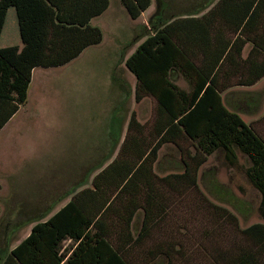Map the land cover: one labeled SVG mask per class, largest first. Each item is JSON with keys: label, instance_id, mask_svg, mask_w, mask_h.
<instances>
[{"label": "trees", "instance_id": "1", "mask_svg": "<svg viewBox=\"0 0 264 264\" xmlns=\"http://www.w3.org/2000/svg\"><path fill=\"white\" fill-rule=\"evenodd\" d=\"M121 3L138 19L152 0ZM109 5L110 0H0V40L13 8L23 43L0 48V131L26 105L34 69L63 67L102 43L101 29L91 22ZM208 7L202 17L159 9L152 16L133 45L145 41L125 64L137 78L136 102L156 100L154 123L143 125L134 113L122 140L119 120L111 126L109 153L65 194L73 195L65 207L45 222L56 202L13 219L9 229L0 227V264H152L160 256L173 264L182 246L160 241L144 248L164 221L168 195L197 188L200 168L218 152L230 166L243 167L261 195L264 221V138L241 117L235 100L224 96L264 78V0H212ZM177 76L187 88L174 82ZM167 144L179 150L183 171L160 176L155 165ZM217 209L237 224L232 213ZM33 223L30 236L12 248L18 232ZM241 234L242 244L218 254V261L264 264V222ZM67 239L77 244L70 254L63 250Z\"/></svg>", "mask_w": 264, "mask_h": 264}, {"label": "rangeland", "instance_id": "2", "mask_svg": "<svg viewBox=\"0 0 264 264\" xmlns=\"http://www.w3.org/2000/svg\"><path fill=\"white\" fill-rule=\"evenodd\" d=\"M111 1L117 4V0ZM177 1L175 4L181 6L188 0ZM153 2L161 5L156 0ZM163 2L170 5V0ZM107 15L97 21L103 33L100 45L64 67L47 71L53 85L49 89L54 95L50 97L52 101L46 102V107L39 105L41 102L35 100V95L41 92V87L36 83L29 107L0 135L2 229H9L17 217L27 218L47 207L81 181L88 169L109 153L111 143L107 131L116 126L119 114L141 112L135 103V78L125 61L130 49L139 43L133 45L141 32L139 28L149 29L154 13L145 25L133 23L128 13H121L114 21L107 19ZM21 43L16 11L11 8L0 45L9 47ZM180 86L187 88L185 81ZM229 91L224 96L230 102L238 96L262 101L259 113L241 116L264 138V79L253 88L233 87ZM127 121L122 120V129L128 126ZM112 135L111 132V138ZM119 149L120 146L115 156ZM180 162L177 147L167 144L160 150L155 168L160 176L180 173L183 171ZM240 164L247 166L242 156ZM168 196L164 221L155 228L144 250L156 242H174L177 248L182 246V253L175 254L173 264H222L218 254L236 251L242 244L241 230L264 222L259 213V191L251 185L243 167L230 166L221 152L210 156L200 168L197 188ZM217 208L232 213L237 224ZM27 230L19 232L13 245L26 237ZM167 263L165 256L152 262Z\"/></svg>", "mask_w": 264, "mask_h": 264}, {"label": "crops", "instance_id": "3", "mask_svg": "<svg viewBox=\"0 0 264 264\" xmlns=\"http://www.w3.org/2000/svg\"><path fill=\"white\" fill-rule=\"evenodd\" d=\"M157 3L159 4V2H161V5L158 6L156 5L153 0H152V4L151 6L149 7V9H147L144 13H142V15L138 18V19H132V22L133 23H137V22H140L141 25L142 24H147L148 22V18L149 16H151V13L155 14L157 13L158 9L160 11H163L165 12L166 14H170L171 16H177V17H182V18H187L189 16H193V17H202L204 16L205 14H207L210 9L212 7H208L209 6V3L212 1V0H199L198 3H194V0L191 1V0H188L186 1L185 3H183L181 6L177 5L178 1L177 0H170V5H167V3H164L163 0H156ZM175 2H177L175 4ZM116 5H113L112 4V1L110 0V5H109V8L106 10V12L104 14H102L101 16L95 18L92 20L91 24L93 26H96V27H99L97 25V21L99 19H102L106 14L107 15V19H110L111 21H114L117 17L119 19V16L120 14L124 13L125 15L127 14V11L126 9L124 8V6L122 5L121 3V0H117L116 1ZM164 3V4H163ZM153 7H154V12H153ZM8 16V15H7ZM130 17V16H129ZM141 30L140 34L138 35V37L141 36L144 28H139ZM4 30H5V27H4ZM4 30H3V33H2V36L4 34ZM136 34V32H134ZM2 39V37H1ZM145 41V38L144 39H141V41H139V43L136 45V46H133L127 57H126V60L131 57V55H133V53L136 51V49L139 47V45L141 43H143ZM1 42V40H0ZM22 42V41H21ZM103 42V41H102ZM20 47H23V43H21V45H18ZM98 46V45H97ZM96 46H92V47H89L87 48L78 58H76L75 60L79 59L81 56H83L89 49L91 48H94ZM0 48H5V47H1L0 45ZM251 48V43H247L246 45V48H245V51H244V56H246L249 52ZM74 61V60H73ZM72 61V62H73ZM71 63V62H70ZM68 65V64H67ZM66 66V65H65ZM64 67V66H63ZM49 69H55V68H36L34 69L33 71V74H32V81H31V84H30V89H29V92H28V101L26 103V105H24L23 107L20 108V110L18 111V113L16 115H14L10 121L5 125V127L0 131V135L3 133V131L8 127V126H11L12 123L19 117L20 113L26 109L27 107H29L30 103H31V98L33 96V88H34V85L37 83L38 85V88L40 89L41 87V92L40 93H37L35 95V100H38L40 101L41 103L39 105L42 106V104L46 107V102H51L52 101V98L50 97H53L54 95L52 93L49 92V89L51 88V86H53L51 84V81L49 80L48 78V73L47 71H49ZM132 74V73H131ZM133 77L135 78V88H134V95H135V92H136V85H137V78L136 76L133 74ZM264 79V78H263ZM181 81H184L182 79V77L180 76H177L176 79H175V83L178 84L180 86V82ZM261 81V80H260ZM259 81V82H260ZM258 82V83H259ZM257 83V84H258ZM257 84L253 85V86H250V87H240L242 89H250V88H253L255 87ZM47 88H48V91H47ZM38 89V90H39ZM245 92V91H244ZM131 93V91H130ZM242 93V90L239 92V96L241 95ZM237 97L235 99V102H236V107H238L239 111L238 113L241 115V114H248V115H256L257 113H259L260 109L262 108V101H260L259 99H256V98H250L249 100H247L245 97L244 98H240V97ZM34 97V96H33ZM258 101V104H256V101ZM137 107L139 106L140 109H141V112H138V111H135L133 110L130 115L129 113L127 112V114L125 115V113H122V114H119V119L117 121V123H119L120 121L119 120H124L126 119L127 121V125H129V121L132 117V115L135 113L136 114V118L137 120L143 124V125H146L147 123L150 124V126L154 123L155 121V113H156V106H157V103H156V100L151 97V96H146L142 99V101L140 102H135ZM27 113V115H29V111L26 110L25 111ZM242 117V116H241ZM122 118V119H121ZM129 118V119H128ZM243 118V117H242ZM264 118V117H263ZM149 119V122L146 123V120ZM244 119V118H243ZM246 122V121H245ZM146 123V124H145ZM247 123V122H246ZM249 124V123H247ZM251 125V124H250ZM253 127V126H252ZM254 128V127H253ZM127 130H128V126L125 128V129H122V140L125 139L126 137V134H127ZM125 132V134H124ZM107 136H108V140H111V131L108 129L107 131ZM240 157V156H239ZM244 158V157H243ZM76 183H74L73 185H75ZM73 185L71 187H73ZM91 186V183L87 186L89 187ZM68 188V190L64 191L58 198H56L55 200H53L52 203H50L47 207H49L50 205H52L54 202H56L55 204V207L52 211V213L50 215H48L47 217H45L42 221H47L49 220L52 216H54L57 212H59L63 207H65L72 199V196H69V197H64L65 194L70 190V188ZM62 205V206H61ZM61 206V207H60ZM47 207L43 208L42 210H38L37 213H40L41 211L43 212ZM59 207V208H58ZM58 208V209H57ZM37 213H34L33 216ZM36 223H33L31 225H28L27 227L23 228L21 231H23L24 229H28L27 230V234H26V237L23 239L25 240L27 237L30 236L31 232H32V229L33 227L35 226ZM20 231V232H21ZM19 234V232H18ZM18 234H17V237H18ZM22 240V241H23ZM22 241L18 242L16 245H13L12 248L16 247L17 245H19ZM14 244V243H13ZM77 246L76 243H74L71 239H67L63 242V250H69V254L73 251V249Z\"/></svg>", "mask_w": 264, "mask_h": 264}]
</instances>
